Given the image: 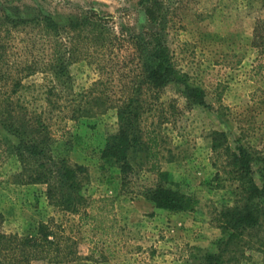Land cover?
<instances>
[{"label":"rangeland","instance_id":"1","mask_svg":"<svg viewBox=\"0 0 264 264\" xmlns=\"http://www.w3.org/2000/svg\"><path fill=\"white\" fill-rule=\"evenodd\" d=\"M94 12L95 24L76 37L72 52L74 39L45 37L35 23L51 16L67 24ZM8 19L21 24L14 27ZM258 22L264 37V0H0L1 73L18 79L32 67L35 72L22 80L31 85L24 105L44 113L54 157L88 167L83 194L113 197L118 219L117 237H97L89 227L79 230L78 214L53 206L47 185L20 182L22 138L0 125L4 231L23 234L55 220L66 236L81 242L80 260L35 264H207V254L221 255L222 264H264V220L229 247L232 232L219 221L224 208L245 203L238 200L240 180L229 165V152L240 147L253 156V181L264 207V42L255 44ZM93 32L110 40L92 46ZM136 35L166 41L190 83L205 90L206 104H189L175 84L166 87L164 104L141 120L144 129L158 132V157L136 166L124 185L118 170L113 179L112 173L101 178L98 151L118 130V107L140 85L131 40ZM57 52L64 55L66 78L47 70ZM54 87L61 94L54 98L60 103L56 109L46 102V92ZM159 171L169 173L168 187L198 199L193 212L159 208L145 198L144 191L158 184Z\"/></svg>","mask_w":264,"mask_h":264},{"label":"trees","instance_id":"2","mask_svg":"<svg viewBox=\"0 0 264 264\" xmlns=\"http://www.w3.org/2000/svg\"><path fill=\"white\" fill-rule=\"evenodd\" d=\"M155 4L154 7H159ZM96 12H94L95 14ZM85 16L80 20L69 21L67 24L51 16L38 19L35 23L45 37L54 40L74 39L70 52L77 45V38L86 34L95 23L96 13ZM101 19V18H100ZM14 27L21 23L12 21ZM23 23V22H22ZM260 22L255 29V44L264 42L261 34ZM93 35L92 46H103L110 36L100 32ZM152 34V33H151ZM140 65V85L126 102L118 107L119 127L115 133L109 134L105 145L98 151L101 161V178H114L118 170L122 184L135 171L136 166L151 163L158 157L155 148H158V132L148 131L141 125L144 114L152 112L164 104L162 91L170 84H175L179 93L189 104L205 105L206 93L202 87L190 83L189 77L174 62L170 55V47L161 38L149 39L144 35L131 38ZM58 43V42H57ZM59 48H57L58 50ZM67 48L64 49V55ZM70 54V53H69ZM55 53L52 63L49 62L48 71L55 77H67L68 70L63 56ZM2 58L0 57V125L7 127L15 136L22 138L17 155L22 164V172L17 177L24 184L47 185V197L50 203L62 212L78 214L76 227L81 230L89 227L95 236L103 237L118 231V219L115 214V199L101 197L98 199L86 197L82 190L84 183L89 180V169L86 165L73 164L66 158L54 157L52 154V134L49 125L45 122L42 112L38 113L24 105L25 91L31 85L23 83V78L31 76L30 71L23 78H12L1 73ZM144 89L148 98L144 96ZM61 94L54 89L46 92V102L53 109L59 108L57 96ZM96 98L94 101H97ZM73 115L72 118H74ZM163 120V113L161 114ZM214 133L216 150L220 147ZM27 138V139H24ZM5 154L0 140V158ZM229 165L240 180L239 201L244 205L226 207L219 213V221L223 229L232 233L226 247L240 237V234L250 232L261 227L264 220V207L258 201L261 196L253 181V156L247 148L240 147L237 152H229ZM169 173L159 171V181L153 187L144 191L146 199L151 200L157 207L173 212H193L199 201L195 196L175 191L166 184ZM63 227L55 220L41 222L34 231L27 233H7L0 221V264H35L37 262L67 263L82 259L79 247L81 242L75 237L64 234ZM96 254L97 251L92 249ZM90 258H95L94 255ZM207 264H222L221 255H206Z\"/></svg>","mask_w":264,"mask_h":264}]
</instances>
